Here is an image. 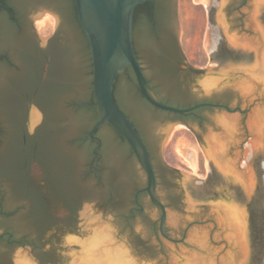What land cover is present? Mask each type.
<instances>
[{
	"label": "flooded vegetation",
	"instance_id": "flooded-vegetation-1",
	"mask_svg": "<svg viewBox=\"0 0 264 264\" xmlns=\"http://www.w3.org/2000/svg\"><path fill=\"white\" fill-rule=\"evenodd\" d=\"M216 1L209 0L207 7V40L211 46V59L219 63L247 59L252 52L227 45L226 37L215 20ZM0 2V106L15 108L14 118L11 121L7 119L3 126L0 124V264H11V255L16 249L28 257L31 264H54L52 248L60 247L64 236L62 231L75 222L76 210L86 196H93L97 202L93 212L97 210L104 214L111 209L113 222L121 224L129 235H133V224L139 222L142 229H150L160 240L161 213L146 193L139 192L146 187V176L128 144L106 123L92 133L93 139L86 136L97 122L95 111L82 106L92 103L93 68L73 0ZM245 2L226 0L223 5L221 13L227 24V33L233 32L245 17L240 10ZM33 8L39 9V21L46 15L52 19L51 23L42 27L45 30L43 39L36 33L34 22L29 17ZM258 12L255 19L264 26V7ZM130 18L135 56L156 99L185 102L180 99L191 95L187 80L191 81L201 72L193 71V66L184 61L177 0H139L132 7ZM240 32H236V40ZM135 40L141 46L143 60L136 52ZM125 70L124 85L131 81L130 89L134 93V97L125 98L132 114L115 104L129 119L145 146L155 177L154 196L168 210L164 199L157 195L159 182L156 169L163 176L166 171L175 170L169 169L160 157V135L155 132V126L166 123L185 129L190 127L189 124L199 127L203 121L199 112L208 107L182 115L154 109L137 89L131 68L126 66ZM117 79L113 84V99ZM54 97H60L61 104L76 114L80 111L91 114H75L64 121L67 127L81 131L66 140L68 152L60 160L55 158L57 161L51 153L55 137L50 107ZM232 97L233 93L229 90L212 92L208 99L196 103L187 101V107L181 109L201 103L239 108L230 107ZM136 100L143 102L156 115L147 114L136 104ZM31 104L39 113L40 123L28 132L23 125L21 111ZM41 106L48 109L43 112ZM59 164L62 175L57 167ZM68 185L70 190H67ZM127 185L131 186L130 190L124 192ZM39 187L46 189V194L43 195ZM162 191L165 196L171 194L165 186ZM58 202L63 204L62 215L55 210ZM147 209L156 211L154 220H150ZM205 221L208 220L193 221L191 224ZM47 231L51 234L43 242L42 236ZM162 232L169 236L165 220ZM137 240L135 245L138 247L134 248L146 252L148 243L138 237ZM128 245L135 253L129 242Z\"/></svg>",
	"mask_w": 264,
	"mask_h": 264
},
{
	"label": "water",
	"instance_id": "water-1",
	"mask_svg": "<svg viewBox=\"0 0 264 264\" xmlns=\"http://www.w3.org/2000/svg\"><path fill=\"white\" fill-rule=\"evenodd\" d=\"M73 2L79 26L88 44L93 68L92 105L82 106L95 111L97 122L86 136L92 138V133L106 123L128 144L146 176V187L139 192L146 193L161 213V239L158 240L150 229H142L139 222L133 224V235H129L121 224L113 222L111 209L104 214L97 210L94 213L92 209L97 202L93 196H86L76 210L75 222L62 231L64 236L60 247L52 248V262L264 264V26L255 19L259 14L258 10L264 7V0H246L244 7L240 8L245 17L231 33L226 32L227 24L221 13L226 0L216 1L215 20L226 37L227 45L252 52L247 59L224 60L222 63L212 60L210 56L211 46L207 40V7L210 2L193 0L196 4L202 3L205 8L203 48L209 61L204 70L191 67L193 71L201 73L191 81L187 80L186 85L191 95L180 101L196 103L208 99L212 92L229 90L233 93L230 107L238 106L237 109L210 103L181 109L187 107L185 102L156 99L144 80L132 44L130 15L132 7L139 0ZM38 12L37 8L29 11L36 33L40 20ZM45 18L52 21L48 15L43 19ZM239 30L241 32L236 40L235 34ZM245 30L251 35L245 33ZM134 44L137 54L142 56L139 42L135 40ZM126 66L131 68L135 85L142 97L154 109L182 115L208 107L199 112L203 118L201 126L189 124L190 127H187L204 155L205 178L195 175L194 152L178 149L177 152L193 170V175L178 170H168L164 176L161 173L163 181L159 183L157 195L163 199V186L170 189L171 200L165 201L169 205L168 210L154 196L156 184L149 154L133 125L118 109L113 99L112 90L116 78L117 94L126 82ZM60 100V97H54L50 107L53 115L52 133L55 137L51 153L54 159L59 160L68 152L66 140L81 131L65 125L64 121L71 119L76 113L61 104ZM40 109L45 112L48 108L41 106ZM14 116L13 106H0L2 126L7 119L11 121ZM21 116L28 132L40 123L39 113L32 104L22 108ZM165 124L155 126V132L160 135L159 152L162 161L163 150L171 133L178 128L185 129L180 125ZM60 165L57 167L61 174L63 172ZM36 179L38 182L37 177ZM67 188L70 190L69 185ZM39 190L43 195L46 194V189L39 187ZM55 210L62 215L63 204L58 202ZM147 214L151 221L156 218L154 209H147ZM164 220L170 237L162 232ZM204 220L208 221L191 224L193 221ZM50 234V231L43 234V242L48 240ZM137 237L148 243L146 252L134 248ZM126 240L133 246L135 253H132ZM19 251L16 249L12 252L11 264H31V260Z\"/></svg>",
	"mask_w": 264,
	"mask_h": 264
},
{
	"label": "rangeland",
	"instance_id": "rangeland-1",
	"mask_svg": "<svg viewBox=\"0 0 264 264\" xmlns=\"http://www.w3.org/2000/svg\"><path fill=\"white\" fill-rule=\"evenodd\" d=\"M179 24H180V45L187 64L205 69L208 63V56L203 48V40L206 28L205 8L201 5H194L192 0H177ZM45 33L43 28L37 25V34L41 38ZM178 149H186L194 152L196 171L195 175L205 178L204 155L199 148L193 134L184 128L174 130L163 150L164 164L169 168L193 175L187 162L179 155Z\"/></svg>",
	"mask_w": 264,
	"mask_h": 264
},
{
	"label": "trees",
	"instance_id": "trees-1",
	"mask_svg": "<svg viewBox=\"0 0 264 264\" xmlns=\"http://www.w3.org/2000/svg\"><path fill=\"white\" fill-rule=\"evenodd\" d=\"M140 59L143 60V56H140ZM130 85H131V81H128V83L123 86V88L121 89L119 94H117V92H116V85H115V90H114V102L117 103V105H119L120 108L126 110L128 113H130V112H129V109L127 108L125 98H126V96L127 97H134V93L130 89L131 88ZM136 104L139 107H142L147 114L152 115V116L156 115V113L154 111H152L151 109H148V107L145 104H143V102H141L140 100H136ZM90 105H92V103ZM76 115H78V116H82V115L91 116V114H89L85 111L77 112ZM152 158H154L153 155H152ZM152 160H153V165L155 166L154 159H152ZM156 175H157L158 182L162 183V181H163L162 180V174L160 173V171L158 169H156ZM130 187H131L130 185H127V187L124 189V192L127 190H130ZM117 195H118V193H117ZM117 195H114V196H117ZM170 196H171V194L166 195L165 198H163L164 201H166V202L170 201L171 200ZM166 205L169 206L168 203H166ZM135 246L138 247V245H135Z\"/></svg>",
	"mask_w": 264,
	"mask_h": 264
},
{
	"label": "bare ground",
	"instance_id": "bare-ground-1",
	"mask_svg": "<svg viewBox=\"0 0 264 264\" xmlns=\"http://www.w3.org/2000/svg\"><path fill=\"white\" fill-rule=\"evenodd\" d=\"M192 3L194 4V5H201L202 7H203V5H202V3H194L193 2V0H192ZM52 21H50L48 18H45V19H42L41 21H39L38 22V26L40 27V28H42V27H44L47 23H51ZM180 155V154H179ZM181 156V155H180ZM182 157V156H181ZM183 158V157H182ZM184 159V158H183ZM185 160V159H184ZM186 161V160H185ZM187 162V161H186ZM204 162H205V160H204ZM187 164H188V162H187ZM191 169V168H190Z\"/></svg>",
	"mask_w": 264,
	"mask_h": 264
}]
</instances>
